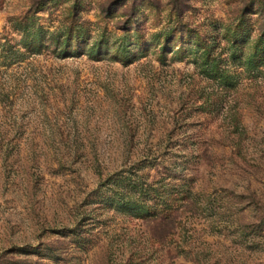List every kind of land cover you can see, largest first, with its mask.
Segmentation results:
<instances>
[{
	"label": "rangeland",
	"instance_id": "1",
	"mask_svg": "<svg viewBox=\"0 0 264 264\" xmlns=\"http://www.w3.org/2000/svg\"><path fill=\"white\" fill-rule=\"evenodd\" d=\"M0 264H264V0H0Z\"/></svg>",
	"mask_w": 264,
	"mask_h": 264
}]
</instances>
